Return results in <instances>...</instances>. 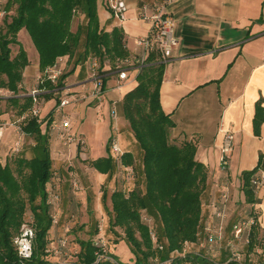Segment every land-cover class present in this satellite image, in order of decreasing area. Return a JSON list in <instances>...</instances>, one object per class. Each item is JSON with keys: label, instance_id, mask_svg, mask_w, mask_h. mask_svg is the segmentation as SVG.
Returning <instances> with one entry per match:
<instances>
[{"label": "crops", "instance_id": "crops-1", "mask_svg": "<svg viewBox=\"0 0 264 264\" xmlns=\"http://www.w3.org/2000/svg\"><path fill=\"white\" fill-rule=\"evenodd\" d=\"M0 1L7 7L9 0ZM124 1L127 5L125 22L112 15L108 0H98L97 11L102 29L107 32L114 28L123 30L126 49L130 53L125 61L131 62L136 40L148 36L152 26L140 18V9L160 0ZM167 12L175 22V37L179 45L173 52V59L165 64L159 95L161 106L174 121L172 139L195 144L196 160L208 171L203 194L204 225L216 227L217 220L211 216L210 204L218 199L220 185H229L228 234L233 226L232 203H246L242 174L259 167L257 175L264 177V120L258 131L255 128L257 106L261 104L264 110V0H173ZM13 15V10L8 11L6 18ZM84 22L83 15L81 24ZM28 57L30 65L24 71L20 96H29L42 77L38 52H35L34 60L29 53ZM93 61L97 60L89 58L64 81V88L78 97L65 108V114L72 122V132L83 144L74 142L68 145L56 132H52L53 125L58 122L54 108L59 95H52L50 99L45 95L38 99L44 116L42 120L52 115L43 125V131L47 128L50 134L52 179H58L61 184L60 202L55 210L59 223L50 231L51 243L61 237L66 238L71 232L78 233L77 242L95 239L98 235L105 240H115L113 235L108 234L109 224L105 229V219L108 218L110 223L112 194L119 190L129 193L138 186L143 189L142 151L130 130L123 108L125 96L138 85V73L128 68V79L125 81H120L116 73L107 74L105 79L99 77L101 84L104 80L100 96L97 95V82L91 70ZM57 64L63 74L73 68L66 58L59 59ZM106 69L109 68L103 71ZM13 96L0 97V121L11 124L0 138V163L3 165L18 141L23 146L21 155L32 158L39 154L34 149L35 142L29 148L24 141L28 136L22 137L17 132L24 117L20 118L7 109L5 101ZM113 112H116L115 118ZM221 128L231 129L234 133V151L225 169L221 167L224 143ZM113 138L118 140L123 154H130L134 162L122 167L116 163L111 172L106 171L105 165L100 170L95 167V162L114 158L111 151ZM125 169L133 171L134 176ZM73 180L78 182L79 189L72 187ZM257 200V204L247 205L250 210L246 214L253 211L257 214L259 237L264 238V191L257 195ZM100 227L103 229L101 232ZM96 230H99L98 235H95ZM201 239H204L203 231ZM118 240L119 243L112 249L117 256L119 253L115 249L120 243L128 247L124 240ZM73 246L78 247V243H73ZM128 249L127 263L133 264L134 256ZM220 256L223 260L228 257L224 253Z\"/></svg>", "mask_w": 264, "mask_h": 264}, {"label": "trees", "instance_id": "trees-1", "mask_svg": "<svg viewBox=\"0 0 264 264\" xmlns=\"http://www.w3.org/2000/svg\"><path fill=\"white\" fill-rule=\"evenodd\" d=\"M97 2L9 0L7 4V10H13L14 15L8 16L0 25V91L13 92L14 96L5 101L7 109L20 118L24 117L20 123L21 130L33 139L34 149L39 154L32 158L24 154L11 156L5 165L0 163V264H61L57 257L47 252L53 227L47 184L53 178V163L49 129L46 128L44 132L43 125L52 115L40 121L31 115L34 98L30 95L20 96L24 71L30 65V60L19 41V33L28 31L39 54L42 80L36 88L41 91L38 99L45 95L50 99L58 94L65 87V79L89 58L99 62L98 75L102 79L107 74H119L128 69L124 62L130 54L126 49L124 32L120 28L107 32L100 27ZM77 15H84L85 22L74 30ZM13 46L18 47L15 53ZM61 58H66L73 68L61 75L57 86L46 79V71ZM106 67L109 69L103 71ZM164 71L165 64L156 55L151 56L147 66L137 75V87L124 98L125 118L142 151L143 189L138 186L129 193L119 190L112 194L108 234L116 239H107L106 244L115 262L102 261L97 264H130L122 262L112 252L114 245L119 243L118 239L124 240L130 248L134 256L133 264H164L171 260L174 252H182L186 242L198 244L201 241L199 235L204 228L203 194L207 187L208 171L196 160L195 144L172 139L175 124L171 116L163 111L159 96ZM263 120L264 110L259 104L255 118L257 131ZM133 162L130 154L123 155L124 166ZM94 165L100 170L105 165L106 171L111 172L116 161L109 157ZM258 170L259 167L242 174V191L246 204L250 206L258 203L252 185ZM253 212L249 217L254 215ZM29 216L34 217L37 230L34 257L21 262L14 240ZM144 217L152 220V226L145 222ZM255 218L248 247L258 255L259 263L264 264V238L259 237V219L257 216ZM96 234H99V230H96ZM77 243L70 264H95L97 254L102 251L98 238L78 240ZM195 249L185 258H175L171 264H239L227 263L228 257L219 261ZM258 250L260 253H257ZM241 263L253 264V260L245 257Z\"/></svg>", "mask_w": 264, "mask_h": 264}, {"label": "built area", "instance_id": "built-area-1", "mask_svg": "<svg viewBox=\"0 0 264 264\" xmlns=\"http://www.w3.org/2000/svg\"><path fill=\"white\" fill-rule=\"evenodd\" d=\"M173 0H160L152 5H144L139 12L140 18L150 22L152 25L150 28V32L146 37H140L136 40V48L134 56L131 62L125 61L124 64L127 65L128 68L139 73L142 71L148 64V60L151 56L156 55L158 60L164 64H167L173 59L175 50L179 45L178 39L175 37V22L173 18L167 12L168 6L172 3ZM109 9L112 15L117 18L120 22H125L127 20L126 12L127 5L124 0H108ZM8 15V10L4 6V3L0 1V22L6 18ZM91 70L93 73V77L96 79L97 85V95L101 96L102 93V84L99 80V64L97 61H93L91 64ZM129 69H124L119 73V80L125 81L128 79V71ZM62 70L58 67V64L49 68L46 71V79L50 81L53 85H57L59 83L60 77L62 75ZM42 78H40V81ZM4 90L1 89L0 96L1 98L5 95H14L13 92L7 91L3 93ZM41 93L39 90H33L30 93V96L34 98V106L32 108L31 115L39 118L42 121V110L39 105L38 95ZM58 99L54 111L58 117V122H56L52 127V132H56L57 135L64 140L66 144H72L74 142H78L83 144L81 140H78L76 135L72 132V122L67 114H65V108L72 104L73 102L78 100V97L72 93L68 89H61L58 92ZM113 117H116V112H113ZM11 126V124L3 123L0 121V138H3L5 130ZM22 128L19 127L17 132L20 136H27ZM221 133L224 136V143L222 148V156H221V167L225 169L229 163V157L234 151V133L231 129H223L221 128ZM23 151V146L20 141L16 142L11 149V156H19ZM111 151L113 153V157L117 164L122 167V157L123 152L119 145L118 140L113 138L111 140ZM125 172L130 173L133 177L134 172L125 169ZM78 182L73 180L72 187L74 189H79ZM48 203L52 208V225L53 227L57 226L59 223V218L56 214V208L58 203L60 202V189L61 184L58 182V179L55 181L52 179L48 184ZM252 185L255 190V195L257 196L261 191H264V177L256 175L252 179ZM220 195L217 200H214L210 204L211 216L215 220H217V225L214 227L212 224L204 225V239H201V234L199 235L200 240L198 244L186 242L184 244L182 252H174L171 255V260L164 264H171L172 261L177 258H185L187 254L194 251H198L199 249L211 250L214 248L222 247L223 243L227 240V224L229 222V204L231 200L230 188L227 183H223L220 185ZM257 214L254 213L253 216H250L244 220H241L232 226L231 236L232 240L227 243V248L230 250V255L228 256L227 263L237 262L242 264L244 258L235 249V241H239L246 235V244H250V234L252 228L256 224ZM148 222H152L151 219L146 218ZM35 220L33 216H29V218L23 223L18 236L14 240V244L16 247L17 254L21 262L30 261L34 256V242L37 234V230L35 228ZM102 227H100V232L102 231ZM152 238L156 240L155 235L152 234ZM98 246L102 249L100 253L97 254L96 263L102 261H112L115 260L111 257L110 251L107 249L106 240L103 236L98 237ZM162 249V247H161ZM47 252L52 256L57 257L58 259L63 260L64 262L59 261L61 264H70L72 262V256L75 253L70 250V242L68 238L61 237L51 243L48 246ZM72 253V254H71ZM260 253V250L257 251ZM72 258V259H71ZM163 264V263H161ZM222 264V263H216Z\"/></svg>", "mask_w": 264, "mask_h": 264}, {"label": "rangeland", "instance_id": "rangeland-1", "mask_svg": "<svg viewBox=\"0 0 264 264\" xmlns=\"http://www.w3.org/2000/svg\"><path fill=\"white\" fill-rule=\"evenodd\" d=\"M81 16L80 15L76 16V18L74 20V24H73V29L74 30H76L78 28V26L81 24ZM19 39L22 42V45L24 46L26 51L29 53L30 58L32 60H34L35 52H37V51H36V48H35L34 44L32 43V41H31V39H30V37L28 35V32L22 31L19 34ZM17 50H18V47L17 46H13L14 53L17 52ZM118 114H120V112H118ZM124 136H125V133H124ZM23 137H25V136H23ZM25 138H26L24 140L26 142L25 145L28 146L29 148L33 147V143H34L33 139L31 140L30 137H25ZM7 159L11 160V155L8 156ZM232 204H233V207H232L233 212H232V218H231V222H232L231 226L233 224L241 221V220H244V219L248 218L249 217V212H248V214H246V211L250 210V207L247 206V204L243 203L242 201L237 202V203L233 202ZM144 218H145V222H147L148 224H150L152 226V224H151L152 222L150 223V222H148L146 220V217H144ZM108 221H109L108 218L105 219V225H106L105 229L108 228V224H109ZM231 230L232 229L228 230L227 240L223 243V245H222V247L220 249H219V247L211 249V250H205V249L201 250V249H199L197 252L202 251L203 253H207V254H209L210 256H213L214 258H216L219 261L222 260V258L220 256L221 253L222 254L224 253L225 255L229 256L230 255V250L227 248V243L232 240ZM77 235H78V233H76V232H71V233L67 234V238H68V240L70 242V250L72 252H74V250H75V247L73 246V243H77V241L75 240ZM245 237H246V235L243 236V238L241 240L234 242L235 243V249H237L238 252L242 255V258L246 257V258H249V259L253 260V264H260L259 263L260 261H259V259L257 257L258 255L256 253H254V252H251L249 250V247H248V245L245 242V240H246ZM106 239H107V237H106ZM115 251L117 253H119L120 260L122 262H126L127 263V261H128L127 255L129 254L128 247L125 244H123V243L121 244L120 243V245L115 249ZM72 258H74V257L72 256ZM58 261L64 262L61 259H58Z\"/></svg>", "mask_w": 264, "mask_h": 264}]
</instances>
